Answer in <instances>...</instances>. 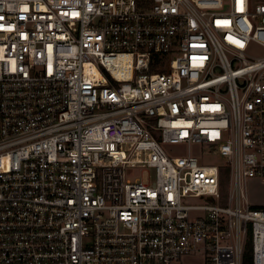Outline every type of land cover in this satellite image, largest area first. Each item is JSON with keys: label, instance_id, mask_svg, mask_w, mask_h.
Returning a JSON list of instances; mask_svg holds the SVG:
<instances>
[{"label": "built area", "instance_id": "1", "mask_svg": "<svg viewBox=\"0 0 264 264\" xmlns=\"http://www.w3.org/2000/svg\"><path fill=\"white\" fill-rule=\"evenodd\" d=\"M256 48L264 0H0V264H264Z\"/></svg>", "mask_w": 264, "mask_h": 264}, {"label": "rangeland", "instance_id": "2", "mask_svg": "<svg viewBox=\"0 0 264 264\" xmlns=\"http://www.w3.org/2000/svg\"><path fill=\"white\" fill-rule=\"evenodd\" d=\"M254 53L256 56L260 57L264 55V52L260 48H256L254 50ZM196 150L194 149V152ZM176 156L183 155L182 151L178 150H173ZM214 160H210L208 163L212 162ZM149 175L154 178L155 177V172L154 171H149V170H144V169H139V168H134V169H129L126 172V176L129 180L135 181V180H140L143 178L144 180H148ZM249 195L250 199L252 201V204L254 206H262L264 207V183L259 182L256 184H252L249 186ZM195 204H200L199 200L193 201ZM195 261L200 263L199 260H194L192 258H185L182 263L180 264H196Z\"/></svg>", "mask_w": 264, "mask_h": 264}, {"label": "trees", "instance_id": "3", "mask_svg": "<svg viewBox=\"0 0 264 264\" xmlns=\"http://www.w3.org/2000/svg\"><path fill=\"white\" fill-rule=\"evenodd\" d=\"M244 264H253L251 248H248V250L246 251Z\"/></svg>", "mask_w": 264, "mask_h": 264}, {"label": "crops", "instance_id": "4", "mask_svg": "<svg viewBox=\"0 0 264 264\" xmlns=\"http://www.w3.org/2000/svg\"><path fill=\"white\" fill-rule=\"evenodd\" d=\"M257 207H260V206H258V205H256ZM262 207V206H261Z\"/></svg>", "mask_w": 264, "mask_h": 264}]
</instances>
